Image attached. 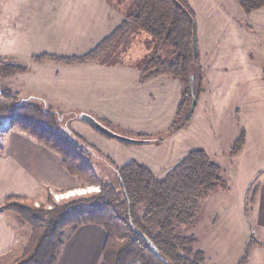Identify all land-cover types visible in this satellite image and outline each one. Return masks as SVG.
I'll list each match as a JSON object with an SVG mask.
<instances>
[{"label": "trees", "instance_id": "16d2710c", "mask_svg": "<svg viewBox=\"0 0 264 264\" xmlns=\"http://www.w3.org/2000/svg\"><path fill=\"white\" fill-rule=\"evenodd\" d=\"M236 1L246 14L264 7V0ZM121 2H118L124 11L121 24L86 53L71 56L42 53L32 56L31 60L66 65L98 61L114 65L118 63L121 50L138 30L159 39L171 48L172 57L155 55L149 59L141 69L140 79L159 75L176 78L181 85L180 100L174 120L164 131L140 135L137 139L142 143L161 142L188 123L203 92L204 73L198 50L196 57L192 56L194 25L197 30L195 11L188 0ZM26 70L24 66L0 60V77ZM262 72L264 76V67ZM190 75H193V93L196 95L191 111ZM33 99L0 87V126L8 121L11 129L58 155L62 167L78 180L80 186L95 185L98 191L55 205L51 210H44L43 206L36 208L34 200L27 197L5 196L0 201V212L13 211L30 227L29 238L14 264H56L66 240L78 227L86 224H96L106 232L97 264H204V252L193 250L196 237L184 235L179 228L193 226L202 201L225 186L220 176L221 167L205 150H189L163 177H156L146 165L136 160L116 166L70 128V122H86L85 117L90 114L57 111ZM244 142L245 133L241 130L230 148L231 155L236 154ZM100 159L116 173L117 186L96 177L89 162ZM46 191V199H49L50 193L48 189ZM257 191L258 186H255L249 199L246 191L244 214L247 218L248 204H254ZM255 246L263 245L251 234L237 264H248Z\"/></svg>", "mask_w": 264, "mask_h": 264}, {"label": "crops", "instance_id": "0c3cea01", "mask_svg": "<svg viewBox=\"0 0 264 264\" xmlns=\"http://www.w3.org/2000/svg\"><path fill=\"white\" fill-rule=\"evenodd\" d=\"M188 1L196 15L197 48L204 73V89L200 96L206 101L210 95L213 103L216 93L232 94L239 89L240 81L234 79V72H247L245 64L250 58L246 51L258 34L251 31L254 23L249 21V16L253 11L244 13L236 0ZM119 6L112 0H47L34 10L18 7L14 16L8 11L3 13L2 9L0 47L5 46V51L0 55L14 62L26 60L28 69L0 77V85L22 97H34L33 100L41 101L46 108L81 111L98 120L110 121L103 110L126 108L125 104L133 98L134 85L137 86L141 77L140 63L104 65L90 61L66 65L55 61L34 63L30 58L42 53L71 56L72 53H66L68 46H95L123 21V7ZM145 84L152 89L153 103L157 101L158 110L153 116L158 113L169 125L170 107L177 102L172 103L166 94L171 87L179 94V81L159 75L146 79ZM260 176L258 174L256 179ZM79 186L78 180L62 167L58 155L19 131L8 132L5 146L0 148V201L7 195H17L40 202L46 199L47 189L52 194ZM258 196L259 190L255 202ZM244 199L245 194L242 203L237 201V204L243 205ZM239 212L250 221L243 207ZM262 212L264 215V209ZM225 213L222 208L213 215L216 218ZM24 224L15 213L0 212V264H14L20 256L29 237ZM105 239L106 232L101 226L78 227L59 251L56 264H97ZM256 240L263 246L254 248H264V243Z\"/></svg>", "mask_w": 264, "mask_h": 264}, {"label": "rangeland", "instance_id": "374dc122", "mask_svg": "<svg viewBox=\"0 0 264 264\" xmlns=\"http://www.w3.org/2000/svg\"><path fill=\"white\" fill-rule=\"evenodd\" d=\"M46 1L0 0V12L3 9V13L8 11L14 16L18 7L26 6L34 10L36 6L46 4ZM112 1L115 4L122 3L121 0ZM257 12L253 11L249 16V21L254 23L251 31L254 30L258 34L250 50L246 51V56L250 58L245 64L248 66L247 72H234L236 74L234 79L240 81L239 89L232 94L216 93V96L212 98L213 103L210 95L207 96L206 101L199 96L188 123L167 135L161 142L126 143L101 134L84 121L73 120L69 125L89 144L94 145L103 158H108L116 166L136 160L145 164L156 177H163L189 150L198 148L205 150L221 167L220 176L225 181V186L202 201L194 226L179 228L184 235L196 237L193 250L200 249L204 252V264H237L245 243L253 233L255 239L264 243L262 212L264 209V175L260 176V172L264 170V76L261 70L264 67V8ZM91 47L87 45L68 46L66 53L82 55L94 46ZM2 51H5V46L0 47V52ZM155 55L171 58V48L150 34L138 30L130 37L127 47L121 50L117 62L124 65L138 62L141 70ZM0 60L28 69L26 60L21 59L19 62H14L1 55ZM208 74H213V72H208ZM203 85L204 81L202 87ZM0 87L5 88L1 85ZM151 90L145 84V80L139 79L137 86L134 85L132 100L125 104L126 108L104 109L103 112L110 117V121L95 119L111 131L134 139L139 138L140 135L164 131L174 120L181 93L178 94L177 89L171 87L170 92L166 94V97H171L172 103L177 102L174 107H170L172 118L167 125V121L161 119L158 113L153 116L158 108L156 99L153 103ZM11 130L13 131L8 121L1 124V145L5 146L7 134ZM241 130L245 133V142L236 154L231 155L230 148ZM89 163L98 179L117 186L116 173L105 161L100 159ZM258 173L260 177L256 179ZM255 186H258L259 196L255 204H248L250 215V221H248L239 212L242 207L245 209L244 201L243 205L237 204V201L242 203L246 191H248L247 198L249 199ZM74 190H78L75 191L78 192L75 195L55 197L52 193L49 199L34 202V206L36 208L43 206L44 210H51L55 205H62L72 199L98 191L95 185H82ZM65 192H57V195ZM222 208L226 213L219 214L215 218L213 214L217 213V209ZM24 226L30 234V227L27 224ZM254 249L249 264H264V248Z\"/></svg>", "mask_w": 264, "mask_h": 264}, {"label": "water", "instance_id": "95a60500", "mask_svg": "<svg viewBox=\"0 0 264 264\" xmlns=\"http://www.w3.org/2000/svg\"><path fill=\"white\" fill-rule=\"evenodd\" d=\"M197 50H198V48H197V35H196V27L194 25L193 30H192V56L193 57H196ZM189 85H190V90H191V94H192V99H191V104H190V109H189V111H191L194 108V105L196 102V95L193 93V90H194L193 75H190V77H189ZM85 121L87 124L92 126L95 130H97L98 132H100V133H102V134H104L110 138H113V139H116V140H119L122 142H126V143H132V144H139V143L143 142L142 140L122 136L120 134H117V133L111 131L109 128L104 126L101 122H99L98 120H96L92 116H86Z\"/></svg>", "mask_w": 264, "mask_h": 264}, {"label": "built area", "instance_id": "2783aa9c", "mask_svg": "<svg viewBox=\"0 0 264 264\" xmlns=\"http://www.w3.org/2000/svg\"><path fill=\"white\" fill-rule=\"evenodd\" d=\"M97 189H98V187H97ZM75 191H78V190H69V191H66L64 194H59V195H57L58 193H53V194L55 195V197L62 196V195H67V194L75 195V193H78V192H75Z\"/></svg>", "mask_w": 264, "mask_h": 264}]
</instances>
